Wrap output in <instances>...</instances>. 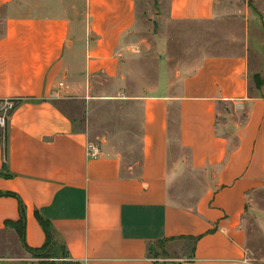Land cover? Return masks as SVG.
I'll return each mask as SVG.
<instances>
[{"label": "crops", "instance_id": "1", "mask_svg": "<svg viewBox=\"0 0 264 264\" xmlns=\"http://www.w3.org/2000/svg\"><path fill=\"white\" fill-rule=\"evenodd\" d=\"M156 1L173 21L221 14V0ZM137 21L135 0H0V101H19L0 127V248L28 254L15 230L21 201L26 246L44 244L46 222L76 264H252L242 219L264 187V27L254 71L247 45L163 71L136 97L94 93L95 77L121 74ZM68 98L136 102L137 151L99 145L89 157L87 131L57 103ZM207 171L193 206L171 201L183 175Z\"/></svg>", "mask_w": 264, "mask_h": 264}, {"label": "rangeland", "instance_id": "2", "mask_svg": "<svg viewBox=\"0 0 264 264\" xmlns=\"http://www.w3.org/2000/svg\"><path fill=\"white\" fill-rule=\"evenodd\" d=\"M135 2L138 21L125 38L127 58L121 74L115 80L103 75L95 77L94 93L136 97L153 87L163 71L172 75L175 68L188 65L201 54H230L247 48V45L251 71L257 68V45L264 27V0H221L218 17L194 23L167 19L164 8L161 11L156 0ZM57 103L77 127L87 131L89 142L127 157L137 151L141 108L136 102L93 100L87 104L83 100L68 98ZM230 108L226 104L219 106V123L226 118ZM239 117H243L241 113ZM210 172L183 175L185 180L177 182L169 191L171 201L185 207L193 206L199 198L197 194L209 183ZM242 228L251 263L264 264V187L248 195ZM7 243H2L7 250L0 248V264L72 263L63 257L29 250H26L28 254H23L19 246ZM164 264L175 263L168 259Z\"/></svg>", "mask_w": 264, "mask_h": 264}, {"label": "trees", "instance_id": "3", "mask_svg": "<svg viewBox=\"0 0 264 264\" xmlns=\"http://www.w3.org/2000/svg\"><path fill=\"white\" fill-rule=\"evenodd\" d=\"M253 82L255 83V87L259 89L263 83V78L259 73H254L252 75ZM19 102V101H18ZM7 128V127H6ZM5 128V129H6ZM5 135H4V140H5V145H6V130H4ZM6 148H5V154H6ZM8 192H0V195H6ZM19 219L17 222H15V230L17 231L21 244L25 249L29 250L30 252L33 253H43L44 255H50V256H56L60 258L67 259L68 258V253L65 249V247L58 242H56L53 239V235L51 232V228L46 222H42V226L45 232V242L40 248H29L26 246L25 241H24V221H25V214H24V207L21 201H19ZM61 264H76V263H61Z\"/></svg>", "mask_w": 264, "mask_h": 264}, {"label": "built area", "instance_id": "4", "mask_svg": "<svg viewBox=\"0 0 264 264\" xmlns=\"http://www.w3.org/2000/svg\"><path fill=\"white\" fill-rule=\"evenodd\" d=\"M18 100L0 101V127L6 128L12 110L16 107ZM101 154L100 148L94 143H87V155L89 157H98Z\"/></svg>", "mask_w": 264, "mask_h": 264}]
</instances>
